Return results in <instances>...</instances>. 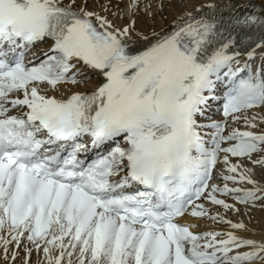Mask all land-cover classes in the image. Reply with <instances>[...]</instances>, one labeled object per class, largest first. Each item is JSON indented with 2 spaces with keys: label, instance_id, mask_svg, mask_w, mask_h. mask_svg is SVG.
Masks as SVG:
<instances>
[{
  "label": "snow or ice",
  "instance_id": "snow-or-ice-1",
  "mask_svg": "<svg viewBox=\"0 0 264 264\" xmlns=\"http://www.w3.org/2000/svg\"><path fill=\"white\" fill-rule=\"evenodd\" d=\"M164 8L0 0L4 264H264V240L205 207L264 210V130L248 116L264 108V3L208 0L137 28Z\"/></svg>",
  "mask_w": 264,
  "mask_h": 264
},
{
  "label": "bare ground",
  "instance_id": "bare-ground-1",
  "mask_svg": "<svg viewBox=\"0 0 264 264\" xmlns=\"http://www.w3.org/2000/svg\"><path fill=\"white\" fill-rule=\"evenodd\" d=\"M101 2H103V0H101ZM116 2L117 0H113V3ZM127 2L128 0H120L121 7L122 8L125 7ZM156 2H159V0H156ZM206 2H208V0H171V3H169V0H165V8L163 12H157L153 18L148 19L143 15V13H140L139 16L137 17V28L143 31H149L154 28L155 30L159 31L161 28H166L170 24V22L177 15H179L184 9L187 8L191 10L194 5L198 6ZM214 2L222 3V2H226V0H214ZM231 2L233 3L242 2V0H231ZM252 2L256 4H260V3H264V0H252ZM94 3L95 0H90V7L94 6ZM113 11H115V9H113ZM125 13H127L126 10ZM127 18L128 17L124 15L123 21L117 20L116 22L118 23L126 22ZM109 19H112V16L110 14H109ZM94 82L95 81H93V83ZM253 114H256L258 118L257 121L258 127L255 128L254 132H259L261 130H264V124L259 123V118L264 116V109H255L252 112V115ZM233 161L234 163L236 162V160ZM244 163L247 165V162L244 161ZM247 166L251 167V165H247ZM253 178L256 179L257 181L264 183V169L256 168ZM246 186H250V185H246ZM241 187H245V185H241ZM236 206L241 208V214L239 215L234 214L232 212H225L221 210H216V211L226 216L227 219H231L234 222L243 221L250 230V231H238L236 234L248 237L250 239H255L257 241L264 240V210L254 209L248 215H244L243 206H238V205ZM226 227L228 226L226 225ZM22 253L23 252L21 251V256ZM32 257H33V259H31L32 264H35L38 259L35 252L33 253ZM40 258L42 259V256ZM0 264H4L2 258H0ZM16 264H20V261L17 260Z\"/></svg>",
  "mask_w": 264,
  "mask_h": 264
},
{
  "label": "rangeland",
  "instance_id": "rangeland-1",
  "mask_svg": "<svg viewBox=\"0 0 264 264\" xmlns=\"http://www.w3.org/2000/svg\"><path fill=\"white\" fill-rule=\"evenodd\" d=\"M128 17V16H127Z\"/></svg>",
  "mask_w": 264,
  "mask_h": 264
}]
</instances>
